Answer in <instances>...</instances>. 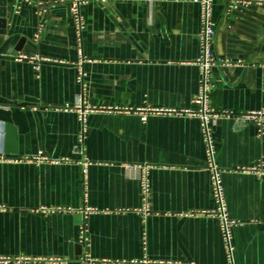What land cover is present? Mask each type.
Masks as SVG:
<instances>
[{"label": "crops", "instance_id": "crops-1", "mask_svg": "<svg viewBox=\"0 0 264 264\" xmlns=\"http://www.w3.org/2000/svg\"><path fill=\"white\" fill-rule=\"evenodd\" d=\"M4 7L0 108L17 103L26 129L14 152L0 121V158L19 160L0 159V264H132L123 261L144 256L264 264V133L253 123L209 122L236 221L231 257L219 215L200 212L218 203L202 119L191 113L201 82L198 2L91 0L81 6V33L67 1L47 0L44 16L34 1ZM212 16L213 107L263 108L264 6L228 10L215 0ZM39 154L45 159L24 160ZM136 166H149L148 214L128 170Z\"/></svg>", "mask_w": 264, "mask_h": 264}, {"label": "built area", "instance_id": "built-area-1", "mask_svg": "<svg viewBox=\"0 0 264 264\" xmlns=\"http://www.w3.org/2000/svg\"><path fill=\"white\" fill-rule=\"evenodd\" d=\"M25 1H34L37 5V13L40 16H44L47 8L46 1L47 0H25ZM70 3V11L72 17L76 23L77 29L79 33H81L83 28V17L81 14V6L89 3L91 0H64ZM99 1V0H95ZM105 1V0H101ZM194 2H198L200 4V16H201V29L198 34L199 45H200V56L197 59V64L200 67L201 71V82L200 88L197 95L193 98V104L197 107L196 111L191 113L199 116L202 119L203 131L205 134V139L208 145V156H209V170L211 172V178L214 187V195L218 203V207L216 210H202V213H215L220 217L221 229L226 241L227 247L231 254V226L236 223L235 220H231L228 217L226 211V205L224 200V189L222 186L221 172L222 170L215 164L214 161V148L211 143L210 137V129L209 122L215 121L218 117L224 116L233 118L236 122H251L257 128L260 134L264 133V107L257 110L250 111H236L233 109H220L217 110L213 107L212 103V92L214 89V84L211 78L212 68L217 63V58L213 51V39L215 35L216 22L213 19L212 11H213V3L215 0H192ZM227 4L228 10H237L239 8H249L253 5L264 6V0H225ZM16 4V10L19 11L21 6L20 2ZM45 24L40 22L39 24V32L43 30ZM40 34V33H39ZM37 34V36L39 35ZM17 59H28L31 62H38L44 60L45 58L39 56L38 54H26V53H18L15 55ZM224 64H231L232 62L226 60L223 62ZM35 68H39V65L35 64ZM83 74H81L82 77ZM143 118H146V115H143ZM1 160H12L19 161L18 159H8L4 156H1ZM45 156L41 154L33 157H25L24 160L32 161V160H43ZM256 170L261 171L260 168H254ZM128 170L134 173V176L138 178L142 185V191L144 195V206L143 213H149V196H150V184L148 178L149 166H136L129 167ZM262 170L261 172H263ZM58 210H62V208H58ZM67 210H71L68 208ZM90 212L96 211L95 209H88ZM86 229L85 227L81 230V237L85 239ZM52 259V258H50ZM88 262H92L91 259L85 260L83 264H87ZM124 263H132V264H176L170 260L165 259H154L148 256H144L142 258H137L133 260H124Z\"/></svg>", "mask_w": 264, "mask_h": 264}, {"label": "water", "instance_id": "water-1", "mask_svg": "<svg viewBox=\"0 0 264 264\" xmlns=\"http://www.w3.org/2000/svg\"><path fill=\"white\" fill-rule=\"evenodd\" d=\"M6 3L7 0H0V16L5 15L6 8L4 6H6ZM1 21H3V18ZM10 104L7 109L0 108V121L4 123L6 148L8 149L13 145V148L10 149L15 152L18 133L26 129V121L17 103L12 102Z\"/></svg>", "mask_w": 264, "mask_h": 264}]
</instances>
